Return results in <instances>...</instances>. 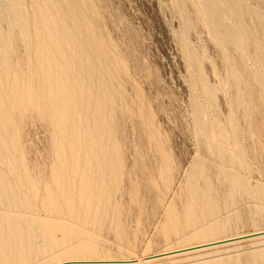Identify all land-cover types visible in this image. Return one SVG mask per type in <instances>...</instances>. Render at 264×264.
<instances>
[{
  "label": "rangeland",
  "instance_id": "374dc122",
  "mask_svg": "<svg viewBox=\"0 0 264 264\" xmlns=\"http://www.w3.org/2000/svg\"><path fill=\"white\" fill-rule=\"evenodd\" d=\"M17 1L0 264H264L263 236L151 258L264 231V0Z\"/></svg>",
  "mask_w": 264,
  "mask_h": 264
},
{
  "label": "bare ground",
  "instance_id": "6f19581e",
  "mask_svg": "<svg viewBox=\"0 0 264 264\" xmlns=\"http://www.w3.org/2000/svg\"><path fill=\"white\" fill-rule=\"evenodd\" d=\"M17 1V0H16ZM39 1V0H38ZM81 1V0H80ZM87 1V0H86ZM85 1V2H86ZM94 1H96V0H94ZM179 1H181V0H179ZM187 1V0H186ZM185 1V2H186ZM203 1H205L203 4H204V8H206V9H208V8H211V5L207 2V0H203ZM217 1H220L221 3H220V5H226L227 6V10L226 11H223L222 12V14H221V18L222 19H224V20H226V17H233V15H234V11H233V2L235 1V0H217ZM15 2V1H14ZM42 2V1H41ZM40 2V3H41ZM45 2H47L46 0H45ZM189 2H190V0H189ZM15 3H19L18 1L17 2H15ZM98 3V2H97ZM96 3V4H97ZM42 4V3H41ZM60 4V3H59ZM185 4V3H184ZM80 5H81V3H80ZM25 6V5H24ZM182 6H184V5H182ZM185 6H186V4H185ZM216 6V5H215ZM240 6H242V5H240ZM20 7V6H19ZM43 7V6H42ZM73 7V6H72ZM92 7V6H91ZM46 8H48V7H46ZM50 8V7H49ZM57 8V7H56ZM213 8V7H212ZM22 9V8H21ZM42 9V8H41ZM73 9V8H72ZM84 9V8H83ZM184 9H185V7H184ZM241 9H242V7H241ZM24 10V9H23ZM22 10V11H23ZM46 10V9H45ZM68 10V9H67ZM41 11V10H40ZM185 11V10H184ZM216 11H217V8H215V12H211V11H209L208 10V14H207V17L209 18V19H215V16L217 15L216 14ZM243 11V10H242ZM5 12V11H4ZM35 12V11H34ZM33 12V13H34ZM56 12V11H55ZM193 12V11H192ZM247 12H248V10H247ZM25 13H26V11H25ZM185 13V12H184ZM187 13V12H186ZM27 14V13H26ZM4 15V14H3ZM36 15V14H35ZM251 15V14H250ZM2 16V15H1ZM26 16V15H25ZM205 16V15H204ZM242 16H244V15H242ZM30 17V16H29ZM28 17V18H29ZM42 17V16H41ZM186 18H187V15L185 16ZM245 17V16H244ZM27 18V19H28ZM43 18V17H42ZM48 18H49V16H48ZM184 18V17H183ZM44 20V19H43ZM189 20H191V19H189ZM210 20V21H211ZM245 20H247L246 18L244 19V22H245ZM28 21V20H27ZM46 21V20H45ZM45 21H43V22H45ZM48 21V20H47ZM57 21V20H56ZM16 23V22H15ZM48 23V22H47ZM51 23V22H50ZM57 23V22H56ZM218 23H219V21H218ZM250 23V22H249ZM99 24V23H98ZM184 25H185V23H183ZM205 24V23H204ZM256 25H257V23H255ZM45 25H48V24H45ZM247 25V24H246ZM253 25V24H252ZM3 26V25H2ZM52 26V25H51ZM227 25H225V27H226ZM249 26V25H248ZM259 26V25H258ZM187 27V26H186ZM190 27V26H189ZM192 27V26H191ZM215 27V26H214ZM253 27H255V26H253ZM252 27V28H253ZM250 28H251V26H250ZM187 29H189V28H187ZM217 29V28H216ZM219 29V28H218ZM256 30H258V27L257 28H255ZM24 30H25V28H24ZM30 30V29H29ZM54 30V29H53ZM220 30V29H219ZM221 31V30H220ZM238 32H240L239 30H238ZM256 32V31H255ZM6 33V32H5ZM27 33V32H26ZM37 34V33H36ZM221 34H222V32H221ZM229 34V33H228ZM241 34V33H240ZM258 34H260V33H258ZM47 35H48V33H47ZM56 35V34H55ZM217 35V34H216ZM223 36H224V34H222ZM230 35V34H229ZM34 36V35H33ZM212 36V35H211ZM27 37H29L28 36V34H27ZM32 37V36H31ZM51 37V36H50ZM56 37V36H55ZM226 36H224V38H225ZM256 37H257V35H256ZM33 38V37H32ZM49 38V37H48ZM57 38V37H56ZM221 38V37H220ZM256 39H258V38H256ZM7 40V39H6ZM222 40V39H221ZM234 40V39H233ZM259 40V39H258ZM47 41V40H46ZM214 41V40H213ZM223 41V40H222ZM228 41V40H227ZM248 41V40H247ZM13 42V41H12ZM224 42V41H223ZM249 42V41H248ZM224 44H225V42H224ZM33 45V44H32ZM36 45V44H35ZM250 46H251V44H249ZM260 45V44H259ZM186 46V45H185ZM189 46V45H188ZM227 46V45H226ZM255 46V45H254ZM262 46V45H261ZM190 47V46H189ZM229 47V46H228ZM263 47V46H262ZM187 48V47H186ZM185 48V49H186ZM188 49V48H187ZM230 49V48H229ZM251 49V48H250ZM250 49L248 48V51H250ZM262 49V48H261ZM113 50H114V48H113ZM257 50V49H256ZM194 52V51H193ZM231 52V51H230ZM229 52V53H230ZM262 52V51H261ZM260 52V53H261ZM27 54V53H26ZM34 55H35V53H33ZM192 54V53H191ZM225 54V53H224ZM223 54V55H224ZM228 54V53H227ZM231 54V53H230ZM250 54V53H249ZM29 55V54H28ZM57 55V54H56ZM196 55V54H195ZM226 55V54H225ZM261 55H262V53H261ZM36 56V55H35ZM228 56V55H227ZM231 56H232V54H231ZM252 56H253V54H252ZM196 57H197V55H196ZM226 57V56H225ZM254 57V56H253ZM259 57H260V55H259ZM190 58V57H189ZM33 59V58H32ZM227 59V58H226ZM259 59V58H258ZM26 60V59H25ZM35 60V59H34ZM57 60V59H56ZM192 60H194V59H192ZM18 62V61H17ZM37 62V61H36ZM195 62H197V61H195L194 60V64H196ZM19 63V62H18ZM32 63H33V61H32ZM34 63H35V61H34ZM190 63V62H189ZM191 64V63H190ZM36 65V64H35ZM56 65V64H55ZM11 66H12V64H11ZM22 66V65H21ZM38 66V65H37ZM48 66V71H47V73H49L51 70H52V72L51 73H53L54 72V70L52 69V67H50L49 65H47ZM189 66V65H188ZM192 66V65H191ZM228 66V65H227ZM23 67V66H22ZM229 67V66H228ZM230 68V67H229ZM236 68V67H235ZM239 68V67H238ZM193 69V68H192ZM18 70V69H17ZM238 70V69H237ZM40 71V70H39ZM230 71H231V69H230ZM41 72H42V70H41ZM244 72H246V70H244ZM26 73V72H25ZM50 73V74H51ZM229 73V72H228ZM247 73V72H246ZM230 75L232 76V74L230 73ZM25 77H26V75H25ZM49 77V76H48ZM232 78V77H231ZM230 78V79H231ZM38 79V78H37ZM233 79V78H232ZM23 80V79H22ZM40 80H43L42 78H40ZM37 81V80H36ZM234 81V80H233ZM235 82V81H234ZM29 83V82H28ZM38 82H36V84H37ZM66 83V82H65ZM64 83V84H65ZM29 85H30V83H29ZM41 85V84H40ZM24 87H26V85L24 86ZM37 87V86H36ZM66 87V86H65ZM73 87V86H72ZM41 88V86L39 87V89ZM47 89V88H46ZM37 90V89H36ZM21 91V90H20ZM38 91V90H37ZM41 91V90H40ZM63 91V90H62ZM27 92H28V90H27ZM30 92H33V90L32 91H30ZM39 92V91H38ZM209 92V91H208ZM70 93V92H69ZM28 94V93H27ZM43 94V93H42ZM34 95V94H33ZM21 96V95H20ZM23 96V95H22ZM30 96H32V94H30ZM207 96V95H206ZM45 97V96H44ZM28 98V97H27ZM34 98V101H35V97H33ZM46 98H47V96H46ZM31 99H32V97H31ZM49 99V98H48ZM53 99H55L54 97H53ZM38 100V99H37ZM46 100V99H45ZM50 100V99H49ZM59 100V99H58ZM58 100H55V101H58ZM14 101V100H13ZM54 101V102H55ZM241 101V100H240ZM47 102V101H46ZM51 102V101H50ZM41 103V102H40ZM40 103H38V104H40ZM52 104H53V102H51ZM28 104V103H27ZM31 104V103H30ZM43 104V103H42ZM37 105V104H36ZM33 106H35V105H33ZM22 108V107H21ZM34 108H36V107H34ZM39 108H41V107H39ZM30 109V112H31V108H29ZM37 110V109H36ZM19 111V110H18ZM12 112V111H11ZM22 112V111H21ZM24 113V112H23ZM33 114H35L34 112H33ZM25 115V114H24ZM27 115V114H26ZM14 116V115H13ZM23 116V115H22ZM31 117V116H30ZM35 117V116H34ZM40 117H41V115H40ZM204 117V116H203ZM41 118H43V117H41ZM205 118V117H204ZM14 120V119H13ZM201 120V119H200ZM117 121V120H116ZM205 123V122H204ZM203 125V124H202ZM62 130H63V128H62ZM204 130H205V128H204ZM206 134V133H205ZM209 135V134H208ZM86 136V135H85ZM154 166V165H153ZM31 167V166H30ZM212 168V167H211ZM30 169V168H29ZM36 170V169H35ZM221 170H223V169H221ZM222 172V171H221ZM224 174H225V171H224ZM36 175V174H35ZM33 177V176H32ZM221 177V176H220ZM225 178V177H224ZM39 179V178H38ZM33 180H34V178H33ZM87 181V180H86ZM201 187V186H200ZM63 190V189H62ZM67 195V194H66ZM69 198V197H68ZM4 231V230H3ZM264 237V231H260V232H258V233H256V234H253V235H249V236H246V237H241V238H237V239H232L231 238V240H224V241H220V242H216V243H212V244H209V245H202V246H197V247H195V248H189V249H184V250H180V251H176V252H171V253H168V254H164V255H159V256H156V257H151V258H158V257H163V256H170V255H173V254H180V253H183L184 252V254H187L188 252H192V251H196V250H202V249H206V248H210V247H215V246H217V245H226V244H228L229 242H233L234 243V241L236 242V240H243V239H250V238H252V237H259V238H261V237ZM238 242V241H237ZM257 242V241H256ZM230 244V243H229ZM255 251V250H254ZM154 256V255H153ZM147 259V258H146ZM120 262V261H119ZM230 263V262H229Z\"/></svg>",
  "mask_w": 264,
  "mask_h": 264
}]
</instances>
